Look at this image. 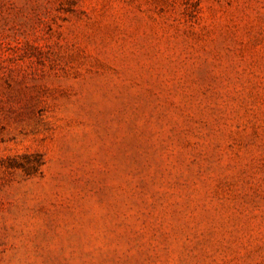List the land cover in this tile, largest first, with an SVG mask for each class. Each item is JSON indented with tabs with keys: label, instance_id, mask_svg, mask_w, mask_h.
<instances>
[{
	"label": "rangeland",
	"instance_id": "1",
	"mask_svg": "<svg viewBox=\"0 0 264 264\" xmlns=\"http://www.w3.org/2000/svg\"><path fill=\"white\" fill-rule=\"evenodd\" d=\"M0 264H264V0H0Z\"/></svg>",
	"mask_w": 264,
	"mask_h": 264
}]
</instances>
